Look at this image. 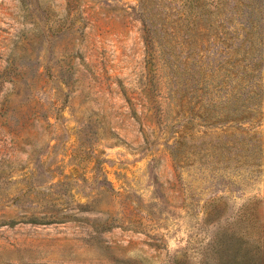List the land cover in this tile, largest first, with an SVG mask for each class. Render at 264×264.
<instances>
[{"label": "rangeland", "instance_id": "374dc122", "mask_svg": "<svg viewBox=\"0 0 264 264\" xmlns=\"http://www.w3.org/2000/svg\"><path fill=\"white\" fill-rule=\"evenodd\" d=\"M234 250L264 257V0H0V264Z\"/></svg>", "mask_w": 264, "mask_h": 264}, {"label": "trees", "instance_id": "16d2710c", "mask_svg": "<svg viewBox=\"0 0 264 264\" xmlns=\"http://www.w3.org/2000/svg\"><path fill=\"white\" fill-rule=\"evenodd\" d=\"M239 254V255H238ZM251 257L248 251L234 250L233 257L229 264H251ZM264 264V257L261 259V263Z\"/></svg>", "mask_w": 264, "mask_h": 264}]
</instances>
